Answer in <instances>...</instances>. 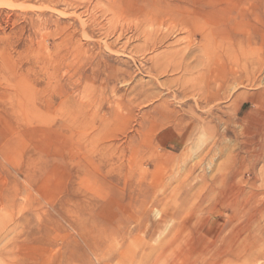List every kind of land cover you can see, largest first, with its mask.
I'll return each instance as SVG.
<instances>
[{"label": "rangeland", "instance_id": "374dc122", "mask_svg": "<svg viewBox=\"0 0 264 264\" xmlns=\"http://www.w3.org/2000/svg\"><path fill=\"white\" fill-rule=\"evenodd\" d=\"M0 264H264V0H0Z\"/></svg>", "mask_w": 264, "mask_h": 264}, {"label": "bare ground", "instance_id": "6f19581e", "mask_svg": "<svg viewBox=\"0 0 264 264\" xmlns=\"http://www.w3.org/2000/svg\"><path fill=\"white\" fill-rule=\"evenodd\" d=\"M198 93H199V92H198ZM199 94H200V93H199ZM201 94H203V92H202ZM204 201H205V200H204ZM204 201H203V199L199 200L198 205H200L201 202H204ZM253 207H254V206H253ZM259 208H260V207H259ZM254 211H255V210H254ZM256 213H257V212H256ZM252 215H253V214H252ZM257 216H258V215H257ZM255 217H256V216H255ZM257 219H258V218H257ZM182 222H184V221H182ZM182 222H181V223H182ZM247 222H248V221H247ZM250 223H251V222H250ZM184 224H185V223H184ZM184 224H183V225H184ZM175 233H176V232H175ZM172 237H173V235H172ZM174 239H175V237H174ZM168 240H169V239H168ZM170 241H171V240H170ZM170 241H169V242H170ZM252 241H253V240H252ZM166 242H167V241H166ZM169 242H168V243H169ZM249 242H250V241H249ZM250 252H251V251H250ZM230 257H231V256H230Z\"/></svg>", "mask_w": 264, "mask_h": 264}]
</instances>
